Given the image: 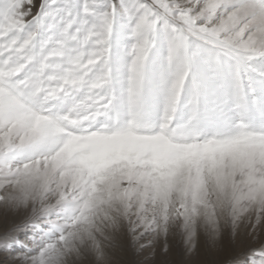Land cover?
<instances>
[{"label": "clouds", "instance_id": "1", "mask_svg": "<svg viewBox=\"0 0 264 264\" xmlns=\"http://www.w3.org/2000/svg\"><path fill=\"white\" fill-rule=\"evenodd\" d=\"M66 3L0 15V208L25 212L34 229L6 264H113L125 233L162 252L174 237L190 255L201 236L264 232V8L100 0L73 19L66 57L42 44L66 26Z\"/></svg>", "mask_w": 264, "mask_h": 264}, {"label": "rangeland", "instance_id": "2", "mask_svg": "<svg viewBox=\"0 0 264 264\" xmlns=\"http://www.w3.org/2000/svg\"><path fill=\"white\" fill-rule=\"evenodd\" d=\"M160 54L154 52L145 69L146 91L155 97L159 84ZM254 123L260 122V116L254 111L251 114ZM26 213L0 208V264H6L9 257L16 252L25 251L24 243L33 234V227L27 223ZM20 241L22 243H17ZM264 242V232L255 238L246 234V230L233 238L229 232H224L218 242L210 244L206 237L201 236L197 251L186 254V250L174 237L168 240V251L162 252V243L149 245L146 237L133 244L125 233L117 237L110 249L113 264H225V261L246 254L250 250L259 249ZM143 244V247L140 245ZM258 253L245 255V264L254 261L261 264ZM80 264H92L91 258L82 260Z\"/></svg>", "mask_w": 264, "mask_h": 264}, {"label": "snow or ice", "instance_id": "3", "mask_svg": "<svg viewBox=\"0 0 264 264\" xmlns=\"http://www.w3.org/2000/svg\"><path fill=\"white\" fill-rule=\"evenodd\" d=\"M257 4L264 8V0H256ZM91 4V9H90ZM100 7V0H89V3H84V0H67L64 6V11L68 16L66 21V26L63 28L62 32L57 30L56 27L47 29L48 36L42 41L45 48L49 51L53 49H63L66 57H70L73 50L77 46V37L74 33L72 27L73 19L83 16L90 10H98ZM30 10L29 0H0V15L7 12L13 18H20L27 15ZM140 59L139 54H137V61ZM137 61L133 62L132 73H133V88L136 87L139 77V69ZM184 77L182 76L181 79ZM254 253H258L261 259V264H264V250L254 249ZM250 264H255L254 261Z\"/></svg>", "mask_w": 264, "mask_h": 264}]
</instances>
